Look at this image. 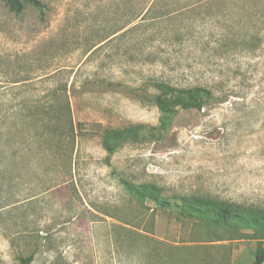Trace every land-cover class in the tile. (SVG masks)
<instances>
[{
  "label": "rangeland",
  "instance_id": "rangeland-1",
  "mask_svg": "<svg viewBox=\"0 0 264 264\" xmlns=\"http://www.w3.org/2000/svg\"><path fill=\"white\" fill-rule=\"evenodd\" d=\"M0 1V264H251L264 238L181 212L178 196L264 208V0ZM208 89L159 137L153 84ZM66 89L71 160L28 121ZM46 146V145H42ZM45 149V148H44ZM162 187L169 205L122 181ZM242 234V233H241Z\"/></svg>",
  "mask_w": 264,
  "mask_h": 264
},
{
  "label": "trees",
  "instance_id": "trees-1",
  "mask_svg": "<svg viewBox=\"0 0 264 264\" xmlns=\"http://www.w3.org/2000/svg\"><path fill=\"white\" fill-rule=\"evenodd\" d=\"M10 11L20 13L25 4L40 8V0H0ZM186 10L183 5L180 8H171L169 3L163 0H150L145 4L137 16H181ZM162 94L170 100L157 102L161 117L159 122L158 136H163L170 123V117L178 110H201L215 97L206 88L190 87L182 88L165 82L153 84ZM61 96L54 102L49 101L46 105H33L28 107L25 115L32 123H41V132L36 130L37 138L43 150H53L54 155L64 156L71 160V153L75 146V127L71 116V107L66 89L59 90ZM46 145V146H42ZM45 148V149H44ZM124 189L139 200H150L157 206L169 205L170 201L163 198L162 187L153 183L134 184L123 180ZM176 205L181 212L197 214L200 216L214 217L217 224L230 228L233 233L243 235L240 230H251V235L264 238V208L256 205L235 203L208 196H178L175 198ZM32 254L17 258V264H31ZM251 264H264V246L258 245L254 251V260Z\"/></svg>",
  "mask_w": 264,
  "mask_h": 264
}]
</instances>
